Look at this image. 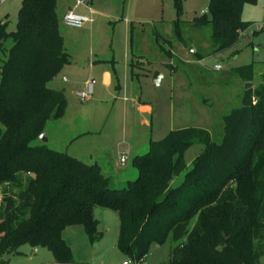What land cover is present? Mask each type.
<instances>
[{"label": "trees", "instance_id": "1", "mask_svg": "<svg viewBox=\"0 0 264 264\" xmlns=\"http://www.w3.org/2000/svg\"><path fill=\"white\" fill-rule=\"evenodd\" d=\"M174 1L175 36L184 40L182 0ZM256 1L209 0L210 16H196L192 25L211 24L213 52H219L251 26L243 11ZM57 3L22 0L15 31L0 21V261L29 244L52 253L48 264L75 263L63 232L82 225L91 242L100 240L94 217L100 207L118 214L117 246L139 263L171 237L163 264H262L264 67L257 84L252 64L232 68L244 82L242 105L224 117L220 143L205 128L172 129L134 158L136 178L121 188L99 164L34 144L68 105L65 90L49 86L70 62ZM196 143L204 149L173 185Z\"/></svg>", "mask_w": 264, "mask_h": 264}, {"label": "rangeland", "instance_id": "2", "mask_svg": "<svg viewBox=\"0 0 264 264\" xmlns=\"http://www.w3.org/2000/svg\"><path fill=\"white\" fill-rule=\"evenodd\" d=\"M86 1L91 11L78 5V0H58L59 26L70 62L49 86L64 89L68 105L61 120L48 123V141L39 139L34 144L98 162L114 181L126 182L129 175L136 178L132 174L137 173L134 158L146 153L152 142L172 129L205 128L213 141L220 143L224 117L242 105L244 82L232 68L252 64L257 84L264 67V0L245 4L243 19L251 26L236 44L216 53L212 25H192L194 17L204 13L210 16L209 0H182L184 40L175 36L178 14L174 0ZM21 4L22 0H3L0 4V21H9V31L16 30ZM74 7L88 18L79 28L63 21L64 13ZM6 44L10 47L13 41ZM168 52L171 56L165 54ZM216 64L221 69H215ZM156 73L161 75L160 84L153 82ZM87 82L94 83L95 93L90 100L82 101L76 93ZM134 95L139 100L136 108L130 101ZM203 149V144L196 143L187 150V169L174 178L173 185L182 182ZM122 153L127 155L123 166ZM94 217L103 232L96 242H91L82 225L69 226L63 232L75 264H133L135 261L117 246L118 214L97 207ZM172 245L171 237L164 244L153 245L139 264H163ZM4 258L8 264L54 262L48 249L29 244Z\"/></svg>", "mask_w": 264, "mask_h": 264}, {"label": "built area", "instance_id": "3", "mask_svg": "<svg viewBox=\"0 0 264 264\" xmlns=\"http://www.w3.org/2000/svg\"><path fill=\"white\" fill-rule=\"evenodd\" d=\"M78 5H85L88 7V9L91 11V7L89 6V4L87 3L86 0H78ZM87 15L82 13V12H78L75 9H71L68 10L67 12L64 13L63 15V21L64 23L69 26V27H76L79 28L81 27L86 21H87ZM215 69L219 70L221 69V65L220 64H216L214 66ZM64 80L66 81L67 78L65 77ZM95 92V86L93 82H87L86 87L80 91H78L76 93L77 97L82 100V101H87L90 100ZM127 161V155L126 154H122L121 155V163L122 165H124ZM131 261H125L123 264H131ZM0 264H8L7 262H3L0 261ZM71 264H75V263H71ZM133 264H139L138 261H135Z\"/></svg>", "mask_w": 264, "mask_h": 264}, {"label": "crops", "instance_id": "4", "mask_svg": "<svg viewBox=\"0 0 264 264\" xmlns=\"http://www.w3.org/2000/svg\"><path fill=\"white\" fill-rule=\"evenodd\" d=\"M69 8H72L71 6L69 7ZM78 7H74L73 9H75V10H79V9H77ZM87 8V7H86ZM69 10V9H68ZM67 10V11H68ZM66 11V12H67ZM78 12H81V11H78ZM83 13V12H82ZM262 30H264V28L262 29ZM65 78V77H64ZM67 78V77H66ZM95 93V92H94ZM130 101L132 102V105H131V107H133V108H136L137 107V103L139 102V100H137V96H132L131 98H130ZM122 154H125V153H122ZM76 156V155H75ZM95 163H97V164H99L98 162H95ZM102 168H103V171L105 172V166L104 165H101V164H99ZM123 166V165H122ZM133 174V177H135L136 175H137V173L136 172H133L132 173ZM108 176V175H107ZM131 176L132 175H129L128 176V178H127V180L129 179V178H131ZM110 177V179H111V181L116 185V186H119V187H121L122 185H125L126 184V182H127V180H126V182H124V181H121V180H116V181H114L113 179H112V177L111 176H109Z\"/></svg>", "mask_w": 264, "mask_h": 264}, {"label": "water", "instance_id": "5", "mask_svg": "<svg viewBox=\"0 0 264 264\" xmlns=\"http://www.w3.org/2000/svg\"><path fill=\"white\" fill-rule=\"evenodd\" d=\"M192 49L193 48H191V50ZM153 82L156 83V84H160V82H161V75H159L158 73H156L155 76H154ZM40 139L42 141H44V142H47L48 141V138H47V135H46L45 132L40 135Z\"/></svg>", "mask_w": 264, "mask_h": 264}]
</instances>
